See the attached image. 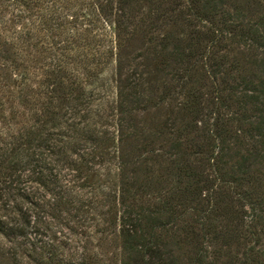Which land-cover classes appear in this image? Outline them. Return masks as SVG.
<instances>
[{
    "label": "trees",
    "instance_id": "obj_1",
    "mask_svg": "<svg viewBox=\"0 0 264 264\" xmlns=\"http://www.w3.org/2000/svg\"><path fill=\"white\" fill-rule=\"evenodd\" d=\"M0 264H264V0H0Z\"/></svg>",
    "mask_w": 264,
    "mask_h": 264
},
{
    "label": "rangeland",
    "instance_id": "obj_2",
    "mask_svg": "<svg viewBox=\"0 0 264 264\" xmlns=\"http://www.w3.org/2000/svg\"><path fill=\"white\" fill-rule=\"evenodd\" d=\"M137 49L133 51L132 57L136 54V52H140L143 50L142 43L137 41ZM138 62H145V59L141 58ZM134 66V65H133ZM143 68V66H141ZM126 70V69H125ZM127 72V70L125 71ZM116 80V66L115 63H110L107 68H104L103 72L100 74L99 78L97 79L96 83L94 82L90 87L94 88L98 93H101V98L105 97L106 102L108 100H116L117 98V83ZM103 99H101L102 101ZM162 118L161 115L156 117V114L149 115V121L153 124H156L158 120ZM153 121H152V120Z\"/></svg>",
    "mask_w": 264,
    "mask_h": 264
}]
</instances>
